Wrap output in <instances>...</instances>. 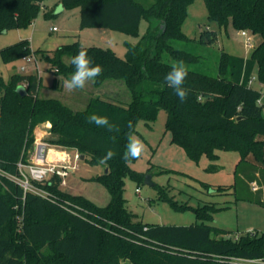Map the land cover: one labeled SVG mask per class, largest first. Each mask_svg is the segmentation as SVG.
Segmentation results:
<instances>
[{
    "label": "trees",
    "instance_id": "obj_1",
    "mask_svg": "<svg viewBox=\"0 0 264 264\" xmlns=\"http://www.w3.org/2000/svg\"><path fill=\"white\" fill-rule=\"evenodd\" d=\"M193 1L61 0L63 6L81 8L82 28L101 27L134 35L141 18L148 19L149 29L142 41L128 42L124 56L110 47L86 46L78 39L42 52L50 70L64 81L74 71L72 57L83 47L103 69L93 85L101 87L108 80L122 82L129 94L122 84L111 83L100 90L101 94H90L82 109H74L61 95L63 84L48 87L49 91H60V97L43 96L37 74L13 73L8 80L0 75V167L19 174V161H31L36 127L49 122L55 136L48 140L52 145L77 149L89 164L108 168L92 179L104 184L110 194L106 205H98L81 194H68L61 187L62 177L52 175L38 183L49 191L51 199L41 198L32 192L25 195L17 182L1 174L0 264H249L241 258L264 259V232L238 233L209 224L205 208L197 210L202 221L190 225L145 224L136 220L124 196L127 175L137 180L145 176L131 168V160L122 158L128 136L139 119L151 124L161 109L166 112V130L172 141L182 145L192 159L197 161L202 154L217 157L219 149H237L241 158L236 179L244 180L241 174H245V167L254 176L264 172V97L250 83L257 64L258 79L264 82V0H204L209 21L220 27L232 24L249 30L260 35L261 41L248 57L222 51L216 74L184 65L189 94L181 102L164 78L173 64L200 60V55L173 43L189 40L183 24ZM43 2L0 0V34L32 23ZM217 39V30L207 28L201 34L204 42ZM31 53L28 39L1 48L5 62ZM21 84H27L26 95L17 91ZM93 113L109 117L119 125V132L89 123L87 117ZM108 149L116 155L102 164ZM250 153L261 158L262 167L248 162ZM62 197L73 199L88 211L64 206ZM258 200L264 204L262 198Z\"/></svg>",
    "mask_w": 264,
    "mask_h": 264
},
{
    "label": "rangeland",
    "instance_id": "obj_2",
    "mask_svg": "<svg viewBox=\"0 0 264 264\" xmlns=\"http://www.w3.org/2000/svg\"><path fill=\"white\" fill-rule=\"evenodd\" d=\"M141 1L151 3L154 0ZM47 12L50 14L48 15ZM80 12L79 6H63L61 0H44L32 23L22 27H13L1 33L0 75L4 80H8L13 73L37 74L43 85L41 95L60 97V91L45 89V87L57 84L62 85L63 80L61 75L50 70L51 64L44 58L42 52L54 50L62 44L78 39L86 46L110 47L119 55L124 56L127 51L126 42L138 44L149 29V21L146 17L141 18L137 33L134 35L101 27L82 28ZM188 13L183 24V31L189 40L173 42L177 48L189 49L200 55L199 62L195 64L183 63L186 67L216 74L222 51L248 57L254 46L261 41L260 35L253 34L249 30L245 36L242 35V30L236 29L232 24L220 27L216 21H209L208 9L204 0H194L188 7ZM53 26L57 29L53 30ZM207 28L218 32V39L213 43L201 40V34ZM105 31L112 33L111 43L107 39H102V36L106 34ZM248 36L251 37L253 46L247 45ZM21 39L30 40L32 50L30 56L33 60L28 62L24 58H18L5 62L1 48ZM258 71L259 65L257 64L253 73L252 85L259 89L264 97V82L258 79ZM111 83L122 84L123 91L129 94L122 82L108 80L101 87H95L90 81L81 91L69 92L63 87L61 95L66 104L74 109H82L86 106L83 104L86 103L90 94L93 92L101 94L100 90ZM76 98L79 102L75 101ZM137 122L132 135L144 143L145 149L140 158L130 161V166L144 173L145 176L142 180H137L129 174L125 178L124 185L127 205L135 214L136 220L145 224L190 225L202 221L197 216V210L205 208L209 213L205 220L209 224L238 233L264 232V204L258 200L261 196L251 192L255 190L250 185L248 188L244 180L236 179V167L241 158L239 150L219 149L217 157L202 154L196 161L189 156L182 145L172 141L171 133L166 130L164 109L160 110L157 119L151 124L143 119ZM47 123L36 127L35 145L45 144L47 148L56 150L57 155L58 153L64 155L67 152L72 158L71 163L73 165L78 163V166L66 176L67 184L62 185V189L70 195L81 194L98 205H106L110 200L108 189L100 181L92 179L93 176L104 172L106 167L101 164L91 165L81 157L75 161L77 149L68 150L52 145L48 140L55 136L50 130L51 125ZM54 152L51 151V157ZM261 156L264 158V148ZM248 157L254 164L261 163V158L254 153H250ZM25 171L28 172V169L26 168ZM146 176L151 177L153 184L145 183ZM235 183L237 186H234ZM219 186L228 188L219 189ZM60 202L81 213L88 211L85 206L68 197H62ZM125 264H130V262L125 261Z\"/></svg>",
    "mask_w": 264,
    "mask_h": 264
},
{
    "label": "clouds",
    "instance_id": "obj_3",
    "mask_svg": "<svg viewBox=\"0 0 264 264\" xmlns=\"http://www.w3.org/2000/svg\"><path fill=\"white\" fill-rule=\"evenodd\" d=\"M71 64L74 66V71L71 73L70 78L63 81V87L69 92L84 89L88 82L95 81L103 71L102 66L94 64V61L88 55L87 49L83 47L72 57ZM187 76L188 69L184 67L183 63H179L173 64L164 78L167 86L173 90L174 94L181 102H184L189 94V90L185 87ZM87 120L96 127L106 128L110 132H119L120 130L119 125L112 122L109 117L104 115L93 113L87 117ZM128 126L131 127V123H129ZM144 149V143L139 138L129 134L122 158L126 162L138 159L142 156ZM115 155L116 153L114 150L108 149L101 158L100 163H106Z\"/></svg>",
    "mask_w": 264,
    "mask_h": 264
},
{
    "label": "built area",
    "instance_id": "obj_4",
    "mask_svg": "<svg viewBox=\"0 0 264 264\" xmlns=\"http://www.w3.org/2000/svg\"><path fill=\"white\" fill-rule=\"evenodd\" d=\"M52 29L56 30L57 27L53 26ZM242 35L247 36V30H242ZM246 43L248 46H253L251 37L248 36V38L246 39ZM24 59L29 62L33 60V57L26 56L24 57ZM22 69L25 70V67L22 66ZM253 82H254V77L250 80V83ZM26 85L27 84H24L25 87ZM262 98L259 101H261ZM39 146L40 145L36 146L37 152H35V156L33 160H31L28 163L19 161L18 163L19 174L16 175L10 174L4 171L0 167V176L1 174H3L8 178H10V180L12 179L13 181L17 182L22 187L25 195L28 192H32L37 195H40L41 198L44 197L51 199V194L49 193V191L41 187L38 183L44 182L52 175H59L60 177H62L61 185H66L67 184L65 180L66 176L78 166V163L76 165H73L71 163L72 158L68 153H66L64 157H59V155L55 157H48L47 153L51 151H55L52 150L51 148H47L44 160L40 161ZM79 157H80L79 152H76L74 157L75 161H78ZM26 168L28 169V172L25 171ZM251 186L252 189L255 191H258L261 188V186L258 184L257 181H253L251 183ZM241 260L249 264H264L263 258H241Z\"/></svg>",
    "mask_w": 264,
    "mask_h": 264
},
{
    "label": "crops",
    "instance_id": "obj_5",
    "mask_svg": "<svg viewBox=\"0 0 264 264\" xmlns=\"http://www.w3.org/2000/svg\"><path fill=\"white\" fill-rule=\"evenodd\" d=\"M106 32V31H105ZM102 39H107L110 43H111V41H112V33H110L109 31H108V33L106 32V34H105V36H102ZM128 42H126V44H127ZM114 50V49H113ZM46 90L48 89L49 90V88L48 87H46L45 88ZM47 124H49V125H51L50 123H47ZM41 131V130H40ZM35 152H37L36 151V145L34 146V151H33V155L31 156L32 157V160L34 159V156H35ZM56 150H55V152L53 153V155H52V157H55V156H58L57 154H56ZM50 153L51 152H49V153H47L48 154V157H51L50 156ZM56 154V155H55ZM65 156V155H64ZM59 157H61V156H59ZM247 160H248V162L250 163V164H252V165H255V166H257V167H262V164L261 163H259V164H254V163H252L251 161H250V159H249V157H247ZM102 173V172H101ZM244 173L245 174H241L242 175V178L245 180V182H246V184L248 185V188H250V186H251V183L253 182V181H257L258 182V184H260V186L261 187H263V189H261V190H258V191H251V192H254V193H257V195H259V196H261L260 198H262L263 199V196H264V172L263 171H258L257 173H256V176H254V174H253V172H252V170H250V168H248V167H245L244 168ZM253 175V176H252ZM250 185V186H249ZM264 200V199H263Z\"/></svg>",
    "mask_w": 264,
    "mask_h": 264
},
{
    "label": "water",
    "instance_id": "obj_6",
    "mask_svg": "<svg viewBox=\"0 0 264 264\" xmlns=\"http://www.w3.org/2000/svg\"><path fill=\"white\" fill-rule=\"evenodd\" d=\"M26 88L23 84L19 85L18 88H17V91L21 94V95H26L27 94V91H26ZM46 150H47V147L45 144H41L39 146V160L40 161H43L44 160V157H45V153H46ZM83 159V157H82ZM106 172L108 171V168L106 167L105 168ZM145 183H149V184H153L152 181H151V177L150 176H146L145 178Z\"/></svg>",
    "mask_w": 264,
    "mask_h": 264
},
{
    "label": "bare ground",
    "instance_id": "obj_7",
    "mask_svg": "<svg viewBox=\"0 0 264 264\" xmlns=\"http://www.w3.org/2000/svg\"><path fill=\"white\" fill-rule=\"evenodd\" d=\"M67 152H65L64 155H66ZM59 154V153H58ZM56 155V154H55ZM62 153L59 154V156L63 157L64 156Z\"/></svg>",
    "mask_w": 264,
    "mask_h": 264
}]
</instances>
